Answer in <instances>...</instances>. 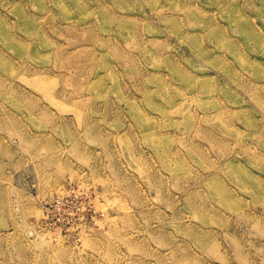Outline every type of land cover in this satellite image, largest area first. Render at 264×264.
I'll return each mask as SVG.
<instances>
[{
    "label": "rangeland",
    "instance_id": "1",
    "mask_svg": "<svg viewBox=\"0 0 264 264\" xmlns=\"http://www.w3.org/2000/svg\"><path fill=\"white\" fill-rule=\"evenodd\" d=\"M0 264H264V0H0Z\"/></svg>",
    "mask_w": 264,
    "mask_h": 264
}]
</instances>
